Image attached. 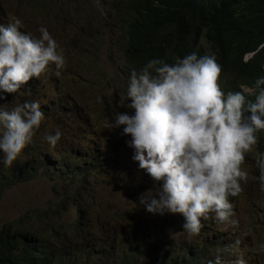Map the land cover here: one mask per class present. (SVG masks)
I'll list each match as a JSON object with an SVG mask.
<instances>
[{
	"label": "clouds",
	"instance_id": "9594fccd",
	"mask_svg": "<svg viewBox=\"0 0 264 264\" xmlns=\"http://www.w3.org/2000/svg\"><path fill=\"white\" fill-rule=\"evenodd\" d=\"M74 6L69 9L65 0H26L17 5L15 11L19 17L25 16L22 24L31 20V26L24 28L18 19L0 24V100L5 99V94H14L13 99L19 95L21 100V89L30 79H39L50 65L55 66L58 74L67 61V54L55 29L70 25L77 15L84 18L90 11L86 5L83 11L74 10ZM83 42L81 40L75 50L77 57L73 63L82 59L91 65L94 57L86 45L82 46ZM83 50L87 58L80 56ZM97 61L91 70L96 68L105 72L108 78L115 79L95 85L86 92L93 103L92 114H96V102H103L111 96L127 111L113 112L105 128H120V135L128 137L125 144L131 149H128L126 159L131 166L137 165L138 174L148 182L147 186L150 185L146 194L140 196L132 187L134 192L130 193L141 205L137 207L134 225L144 221L140 226L148 231L175 225L171 230L170 247L178 254L189 247L190 238L201 233L206 221L236 226L238 222L234 217L239 207L235 209L233 204L239 198H245L246 194L241 190L253 173H258L255 180L258 190L264 193V142L259 143L264 140V75L256 77L251 86L230 88L220 76L221 65L214 54L198 55L192 51L183 57H175L171 64L162 58L149 59L139 70H130L121 90L120 85L117 86V80L121 78L116 73L120 59L109 73ZM71 64L72 69L75 64ZM64 71L68 72L67 68ZM24 94L30 95L27 88H24ZM22 100L11 105L8 102L0 104V166L4 168H9L25 146L32 142L44 119L36 100ZM61 135L57 128L52 133L45 132L41 139L54 148ZM90 139L92 143L94 136ZM104 140H100L103 156L108 149L112 158L108 157L103 166L109 161L120 163V158L116 157L118 153L111 150V145L104 146ZM46 150L48 155L42 165L53 167L55 163L61 164L60 160L70 164L71 159H53ZM83 157L77 155L75 161L79 164ZM34 161L39 162L37 158ZM103 166L88 165L78 174L92 182ZM64 178L70 179L67 174ZM28 180L21 179L15 184ZM92 198L93 193L85 205L87 218L90 216L88 205H98ZM262 208L254 207L250 218L261 223L264 230V216L258 215ZM115 218H109L102 228H112ZM262 232L250 230L249 234L261 236ZM65 234L67 237L69 232ZM244 235L241 233L232 242L224 238L229 242L225 246L219 242L208 245L211 257L208 264H222L221 259L227 253L234 256L228 261L232 264H255L247 262L252 258L243 255L241 250ZM177 241L179 252L174 249ZM216 244L224 247L221 258L219 255L215 257L217 250L209 247Z\"/></svg>",
	"mask_w": 264,
	"mask_h": 264
},
{
	"label": "trees",
	"instance_id": "16d2710c",
	"mask_svg": "<svg viewBox=\"0 0 264 264\" xmlns=\"http://www.w3.org/2000/svg\"><path fill=\"white\" fill-rule=\"evenodd\" d=\"M24 2L0 0V24H6L13 19L19 20V15L15 11L16 6ZM65 2L69 9L72 5H75L73 8L77 11H83L85 5L90 9L84 18L77 15L70 25L55 29L67 54V61L58 70V74L54 65L48 66L39 79H30L24 86L30 95L24 94V88L20 94L22 93V98H27L28 101L36 100L40 104L49 130L55 131L58 128L65 138L71 140L68 146L49 152V155L53 159L59 158L57 155H60L69 160L66 158L68 149H73L74 155L68 161L70 164L60 160L62 163H55L53 167L42 165L41 162L44 163L48 153H45L44 148L37 147L38 137L35 135L9 168L0 166V192L4 186H11L21 179L31 180L40 173L59 188H64V192L60 193V199L50 200L58 201L52 203L53 214L56 216L63 214L62 203L67 205L65 209L67 211L70 203L86 205L89 202L92 194L91 182L79 176L78 172L88 165L102 167L108 157L112 158L108 149L103 156L104 151L100 146V140L108 136L105 118L99 120L102 129L99 137L86 131L87 125L94 123L91 121L94 118L93 103L86 92L95 85L115 79L108 78L105 72L96 68L91 70L103 54L110 55L118 51L120 61L116 73L121 78L120 81L117 80V86L119 84L121 90L126 85L130 70L133 68L139 70L149 59L162 58L171 64L175 57H183L192 51H196L198 55L214 54L217 63L221 65L220 76L230 88L239 85L251 86L256 77L264 75V0H65ZM19 21L22 25V21ZM21 30L24 31L22 28ZM81 40H84L82 46L86 45L94 57V63L91 65L82 59L76 64L73 63L77 57V54L74 55L75 50ZM246 55H249L247 59ZM71 63L75 64L72 69L69 67ZM66 68L69 73L64 71ZM45 76L50 78V93L41 92ZM13 96L14 94H5V99L0 100V104L23 102L19 95L16 99H13ZM121 112L127 111L121 109ZM88 133L94 135L92 143L88 142L92 139H84ZM263 142L264 140H261L259 143ZM77 155L85 156L79 164L75 161ZM35 158L39 162H35ZM65 174L69 175V180L64 178ZM118 179L121 187L115 189L116 194L113 197H120L125 207H110L106 216H100L96 215L99 204L96 206L95 203L89 204L90 216L87 220L90 231L86 235L84 231L73 235L69 232L66 240L51 234L44 236V230L34 227L23 215L1 224L0 264H176V262L208 264L211 260L208 245L216 242L221 246L229 244L223 240L224 230L220 232L214 230L212 237L207 235L211 241L202 246L198 253L187 256L190 247H185L178 254L170 247L171 230L176 226L167 225L156 232L147 231L145 237L150 243V248L140 247L133 240L138 230L140 233L144 230L140 226L144 221L136 225L133 223L134 216L138 213L134 209L137 207L135 203L139 202L135 195L133 197L130 193V190L134 192V189L132 185L133 190L127 186L128 178L122 174ZM250 198L251 194L243 199L246 205ZM74 215L77 218L79 216L77 213ZM258 215L264 216V203ZM34 217L41 218L42 215L39 212ZM111 217H116L115 225L110 229L102 228ZM58 227L54 229L58 230ZM69 228L71 230V225ZM111 236H118L127 241L120 251L109 243ZM261 237L263 247L260 253L264 254V230ZM91 238L97 240L98 249L90 254L82 255L75 247L69 246L70 242H81ZM153 240H157L158 244H152ZM167 252L171 256L173 253L170 261L165 256ZM233 258L234 256L227 253L224 259H221L222 264H232L228 261Z\"/></svg>",
	"mask_w": 264,
	"mask_h": 264
},
{
	"label": "rangeland",
	"instance_id": "374dc122",
	"mask_svg": "<svg viewBox=\"0 0 264 264\" xmlns=\"http://www.w3.org/2000/svg\"><path fill=\"white\" fill-rule=\"evenodd\" d=\"M25 19L24 15H21L19 17V20ZM1 20V18H0ZM32 21L26 20L22 26L27 29L28 26H31ZM84 56L87 58V54L85 50H83L80 54V56ZM119 60L118 53H114L111 55L104 54L100 60L97 61L99 66H102L107 73H109L114 67V63ZM69 73V72H68ZM44 84L42 86L41 92H51V82L49 76H45L44 78ZM109 101V102H108ZM112 104V105H111ZM122 107L118 104V102L115 100L113 96L106 99L103 102H96L95 103V112L96 114L93 115L94 118L92 119L91 125H87L88 132L96 134L98 137L102 131L99 125V120L104 119L105 124L107 122V119H112L113 112H121ZM103 114V115H102ZM95 124V125H94ZM122 128V126H121ZM109 130V131H108ZM107 135L108 139L106 138L103 141L104 146H110L112 147V151L115 153H118L116 155L117 158H120V163H118L115 160V164L112 162H107L104 166L101 172H99L95 177L92 178L91 182V191L93 193V198L95 201L98 202L99 208H97L96 215L100 216H106L110 210V206H115L117 208H123L125 207L123 204L122 199L113 197L115 193V189L119 186L121 187V182L119 181L120 175H125L129 180V186L131 188V185L134 189H136L139 196L142 193L147 192L150 185L147 186L148 182L144 181L142 176H140L139 169L137 168V165L131 166L129 161L126 159L128 156V149H131L126 146L125 140L128 139L126 136H121L120 132L121 129H108ZM94 131V132H93ZM115 131V132H114ZM52 133L54 131L49 130L48 123L45 119L42 120L39 129L36 130L33 137L37 135V147L48 149L47 152H54L58 148H62L65 146H68L71 143V140L65 138L63 135H61L60 140L57 142L56 146L54 148H50L42 139V135L45 133ZM88 133L84 139H89L90 137H93L94 135ZM83 138V136H82ZM81 138V141H82ZM83 142V141H82ZM74 155L73 149H68L66 153V158L71 159ZM61 158H63L60 155H57ZM132 189V188H131ZM127 190H129L127 188ZM133 190V189H132ZM72 191V189H70ZM64 192V188H59L57 185L53 184L52 182L48 181L41 173L37 174L33 179L28 180L25 183L22 184H13L11 186H4L0 192V224L6 223L8 221H12L19 216L23 215L28 218V221L34 225V227H39L42 230H44L43 235L48 236L51 234V236H60V238L63 237L64 240H66V230L70 233L75 234L79 231H84V235H86L89 232L88 229V220H87V208L84 204H72L70 203L69 208L67 211L66 204L62 203L63 206V214L56 216L53 214L52 208H54V205L52 203H58V199H60V193ZM131 192V190H130ZM251 198L248 204L244 203L243 200L238 199V201L235 203V209L239 207V209L236 212L235 219L237 220L236 226H229V225H222V224H213L212 222L206 221L203 224L202 231L199 235L194 236V238H190L191 243L189 244V253L187 256H193L195 253H198L199 249L202 248L205 244H208L211 240L207 235L209 234L211 237L212 233H215V229L217 232H220L221 230H224L223 232V239H227V241H230V239H236L240 236L241 233H245V235L241 239V250L243 252V255L249 256L252 258V260L247 261L251 263H262L264 262V256H259L260 250L263 247V240L262 237L259 236V234H249L250 230L262 232L263 226L259 222H255L250 218V213L252 212V209L254 207H260L263 206V203L260 199L256 197V191H250ZM146 194V193H145ZM123 196V194H121ZM138 196V197H139ZM54 200L50 202V200ZM135 205L139 208L138 203H135ZM134 208L135 211H138V208ZM80 210V213H79ZM41 213V218H35L34 216L37 213ZM74 213H77L79 216L78 218L74 215ZM135 219V216H134ZM138 222V215L136 217ZM69 225H71V230L69 228ZM59 226L58 230L54 229V227ZM80 228H77V227ZM158 225L155 226V228ZM64 228L65 231L62 229ZM235 230L234 234L231 232ZM147 229H144L139 232L137 231V235L135 237L134 235V241H136L140 247L143 248H150V243L148 239L145 237L147 233ZM155 231V230H154ZM156 232V231H155ZM70 235V234H69ZM227 237V238H226ZM104 239V238H103ZM109 243L117 248L119 251L122 249V247L127 243V241L121 237L118 236H111L109 238ZM152 244L157 245L158 241L153 240ZM179 243L178 241L175 243L174 249L179 252ZM69 246L75 247V249L78 251V253L82 255L90 254L94 250L98 249V243L97 240L94 238H91L89 240L81 241V242H70ZM211 245L210 247L216 249L215 251V257L220 256L221 258V251L223 252L224 247L220 248L219 245ZM152 250V248H151ZM181 252H179L180 254ZM165 256L167 260H171L172 256L170 253H165ZM214 257V258H215ZM260 258V261H259ZM146 260V258L144 259ZM227 262V261H225ZM177 264V262H176ZM181 264H187V263H181Z\"/></svg>",
	"mask_w": 264,
	"mask_h": 264
},
{
	"label": "bare ground",
	"instance_id": "6f19581e",
	"mask_svg": "<svg viewBox=\"0 0 264 264\" xmlns=\"http://www.w3.org/2000/svg\"><path fill=\"white\" fill-rule=\"evenodd\" d=\"M91 86V85H90ZM71 88V87H70ZM44 100V99H43ZM71 101V100H70ZM109 102V101H108ZM90 103V102H89ZM112 105V104H111ZM95 110V109H94ZM103 115V114H102ZM90 120V119H89ZM102 120V119H101ZM92 121V120H91ZM95 125V124H94ZM109 131V130H108ZM94 132V131H93ZM115 132V131H114ZM86 136V135H85ZM91 138V137H90ZM89 142V141H88ZM258 173H253L251 179L249 180V183L247 185H245L241 191L245 192L244 194L249 195L251 192L250 191H253L255 190L256 191V197L258 199L261 200L262 203H264V193H261L259 190H258V184L255 180V177ZM235 206V204H233V207ZM10 222V221H8ZM7 223V222H6ZM1 225V224H0ZM216 230V229H215ZM217 231V230H216ZM222 231V230H221ZM216 250V249H214Z\"/></svg>",
	"mask_w": 264,
	"mask_h": 264
}]
</instances>
